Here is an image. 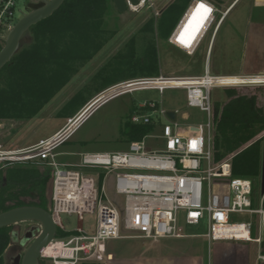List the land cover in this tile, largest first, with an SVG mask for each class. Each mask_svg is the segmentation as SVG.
<instances>
[{
  "label": "built area",
  "instance_id": "1",
  "mask_svg": "<svg viewBox=\"0 0 264 264\" xmlns=\"http://www.w3.org/2000/svg\"><path fill=\"white\" fill-rule=\"evenodd\" d=\"M19 1L0 0L1 46L17 23L16 10L22 18L28 12L29 4L38 3L37 0H29L21 11ZM125 1L126 7L136 12L145 6H152L155 0H137L136 5ZM201 4L210 11L199 9ZM227 11H221L209 0H192L167 39L169 45L193 56L211 31L202 75L136 78L108 89H116L109 100L141 91H156L160 96L166 90L183 91L186 107L198 109L206 115L204 126L187 127L178 122V110H168L161 102L144 101L136 107L129 121L153 128L141 140L128 143L125 152L78 155L77 164L60 163L56 150L83 122L68 128L75 116L67 119L51 136L26 148L6 149L0 144V168L38 161L45 162L52 170L49 214L57 230H64L61 215L76 216L78 225L75 234L65 240L54 238L51 242L69 251V256L50 258L43 257L41 253L40 259H51L53 264H77L91 261L93 257L101 259L100 254L105 256V246L110 240L200 238L208 244V256L214 245L225 248L218 264H236L234 259L248 264V252L245 253L244 247L249 250L251 245L255 248L254 264H264V193H261V178L256 197L250 180L231 175V160L235 153L220 161H216L214 156L216 122L211 91L214 88L264 87V73L238 76H213L209 73L208 57ZM192 16L194 22L191 28L187 27L183 40H179ZM197 26L199 33L189 40ZM232 78H237V81L230 80ZM169 112L174 113V120L167 117ZM183 119L187 120L186 117ZM153 133L156 135L152 136ZM150 138L162 146L147 147L146 141ZM261 138H264V132L256 139ZM100 174L103 177L99 185ZM108 176L111 182L109 193H112L109 199L104 196V182ZM94 213V234L86 235L82 229L83 217ZM234 216H241L246 221L233 223L230 219ZM202 224L206 226L205 233H184V227Z\"/></svg>",
  "mask_w": 264,
  "mask_h": 264
},
{
  "label": "rangeland",
  "instance_id": "2",
  "mask_svg": "<svg viewBox=\"0 0 264 264\" xmlns=\"http://www.w3.org/2000/svg\"><path fill=\"white\" fill-rule=\"evenodd\" d=\"M28 1L20 0L18 8L22 11ZM173 1L155 0L152 6H145L136 12L127 8L123 14H119L110 0L107 4L103 25V28L109 32V40L90 61L76 67V71L68 83L34 117L23 121H0V144L3 148L22 149L33 145L54 134L66 123L67 119L75 116L68 128L72 129L78 123L83 122L70 139L56 150L57 160L60 163L77 164L79 162L78 155L125 152L128 149V142L120 134V126L129 115L130 108L132 106L137 107L144 101L161 102L162 106L168 110H178V122L186 124L187 127L204 126L207 122L206 115L198 109L186 107L183 91L166 90L162 96L156 91H141L121 95L110 100L109 97L115 94L116 89L107 92L110 87L119 83L141 78L139 76L128 77L133 72L135 73V70L131 69V63L128 64L126 45L131 38H134L136 59H140L148 39L152 40V35L140 32L141 28L151 17L157 18L160 11ZM214 1L221 11H224L232 2V0ZM239 1L237 0L235 4ZM248 2L249 0H241L216 34L207 63L210 75L238 76L257 72L262 74L261 72L264 70V45L251 47L249 37L246 36L248 34L246 29L248 28L244 20L247 17ZM261 14L264 13L255 12L254 15ZM20 19L21 15L16 10L17 22ZM210 34L211 31L198 52L193 56L185 54L169 45L167 40H162L154 35L153 42L157 48V60L160 66L159 76L191 77L202 75ZM230 80L237 81V78ZM226 90L214 88L211 91L213 105L218 103L222 106L226 103ZM235 90L238 94L256 95L258 106L264 110V87H240ZM104 91L107 93L104 94ZM81 99H84L85 103L80 107L77 103ZM65 110L75 113L66 115ZM184 117L187 120H184ZM151 135L155 136L156 133ZM146 146L158 148L162 144L150 138L146 141ZM38 167L40 170L43 169L42 166ZM85 172L89 173L87 170ZM110 185L108 176L104 182V196L108 199L109 196H112V193H109ZM255 194L257 197L258 188ZM21 200L26 205L33 201L29 197H22ZM61 221L64 226L63 231L67 233L76 231L78 225L76 216L63 214ZM230 221L239 223L245 222L246 219L241 216H234ZM95 223V213L84 215L82 229L86 235L94 234ZM31 228H35L33 237H36L40 229L39 225L34 222H23L12 226L11 241L4 256L5 264H12V260L17 255H22L25 252L31 241L26 242L22 247L20 241ZM184 229L185 234H203L206 232L204 224L198 227H184ZM252 236L255 237V234ZM200 240H203L202 251H198L201 256V264H212L213 251L211 249L208 256L206 241ZM106 246V256L102 257L100 254L101 259L93 257L90 260L100 264H197L194 259L170 256L168 243L161 240L158 242L110 240ZM244 248L245 253L248 252V264H254V246L251 245L249 250ZM219 261L221 262V260ZM39 264H53V261L40 259ZM236 264L241 263L237 262Z\"/></svg>",
  "mask_w": 264,
  "mask_h": 264
},
{
  "label": "trees",
  "instance_id": "3",
  "mask_svg": "<svg viewBox=\"0 0 264 264\" xmlns=\"http://www.w3.org/2000/svg\"><path fill=\"white\" fill-rule=\"evenodd\" d=\"M109 1L64 0L50 17L24 34L18 51L0 70V121H23L34 117L68 83L76 67L90 61L100 51L110 38L109 32L103 28ZM189 2L174 0L160 11L157 18L148 19L140 32L152 35V40L148 39L140 59H136L135 40L130 39L126 45V58L135 73L129 78L159 76L154 35L167 40ZM226 97L222 106L213 105L215 160L220 161L235 153L231 160L232 177L250 180L256 191L261 178L264 140L256 138L264 132V110L258 106L256 95L238 94L235 89H227ZM84 103L81 99L77 105L81 107ZM135 110L134 106L130 108L120 126L119 132L128 143L141 140L153 128L132 124L129 118ZM64 112L66 115L75 113ZM253 140V144L242 149ZM52 177V170L45 162L17 163L0 168V213L23 206L39 207L49 212ZM102 177L100 174L99 185ZM22 197L33 201L26 205ZM11 231L12 226L0 229V264H5ZM74 234L58 229L55 239L65 240ZM77 264L100 263L86 261Z\"/></svg>",
  "mask_w": 264,
  "mask_h": 264
},
{
  "label": "water",
  "instance_id": "4",
  "mask_svg": "<svg viewBox=\"0 0 264 264\" xmlns=\"http://www.w3.org/2000/svg\"><path fill=\"white\" fill-rule=\"evenodd\" d=\"M38 3L29 4L28 12L15 24L8 34L2 48L0 49V70L11 60L18 51L20 41L24 34L34 25L50 17L57 11L64 0H37ZM136 5L137 0H128ZM115 10L123 14L126 10L125 0H111ZM171 120L175 119L173 112L167 113ZM261 193H264V140L262 143V164H261ZM23 222H34L39 225V233L33 237V228L24 235L23 242L31 241L22 255H17L12 264H39L42 250L54 240L57 228L48 211L32 206L13 208L0 213V229L17 225ZM22 242V243H23Z\"/></svg>",
  "mask_w": 264,
  "mask_h": 264
},
{
  "label": "crops",
  "instance_id": "5",
  "mask_svg": "<svg viewBox=\"0 0 264 264\" xmlns=\"http://www.w3.org/2000/svg\"><path fill=\"white\" fill-rule=\"evenodd\" d=\"M209 1L216 5V2L214 0H209ZM236 1L237 0H232V2L225 8V10H228V11L218 31L220 30V28L222 27L226 19L232 14L235 7L241 0L237 4H235ZM247 8H248L247 17L245 18L244 23L248 28L246 29L248 33L246 34V36L248 35L249 37V45L251 47H254V45L258 46L260 44L264 45V14H261L258 16L254 15L255 12L264 13V0H249L247 4ZM213 44H214V41H213ZM211 50H212V47H211ZM261 73H264V70H262ZM256 74H260V73L258 72L248 73V74H243V75H256ZM217 76H234V75H217ZM232 79H235V78H232ZM161 241L168 243L170 256L174 258L194 259L197 261V264H201V256L199 255L198 251H202L203 240H200V238H181V239H175V240H161ZM105 248L107 250V246H105ZM207 248H208V244H207ZM212 251H213V254H212L213 264H218L219 258L225 253V248L219 245H214L212 247ZM105 256H106V251H105ZM234 261L235 263L238 262L235 259ZM240 263L247 264L246 261L243 262L242 260Z\"/></svg>",
  "mask_w": 264,
  "mask_h": 264
},
{
  "label": "bare ground",
  "instance_id": "6",
  "mask_svg": "<svg viewBox=\"0 0 264 264\" xmlns=\"http://www.w3.org/2000/svg\"><path fill=\"white\" fill-rule=\"evenodd\" d=\"M193 14H195V13H193ZM193 22H194V20H193V16H192L190 18V20L187 22L186 27L183 29V31L179 35V40H183V38L185 36V32L187 31L186 28L187 27L188 28H191V25L193 24ZM201 22L202 21H200V23L198 24L199 26H200ZM199 26H197V28L193 31V34L190 36V39L189 40H192L193 38H195L197 36V34L200 31ZM179 31H178V34H179ZM111 90H114V89H111ZM107 92H109V90ZM107 92H105L104 94H106ZM104 94H102V95H104ZM102 95H100V96H102ZM149 241H151V242H158L160 240H149ZM69 253H70L69 251L63 250L60 246H55V245L51 244V242L42 250V256L43 257H50V258L65 257V256L67 257V256H69Z\"/></svg>",
  "mask_w": 264,
  "mask_h": 264
},
{
  "label": "snow or ice",
  "instance_id": "7",
  "mask_svg": "<svg viewBox=\"0 0 264 264\" xmlns=\"http://www.w3.org/2000/svg\"><path fill=\"white\" fill-rule=\"evenodd\" d=\"M199 9H203L204 12H209V11H210V9L206 8V6L203 5V4L199 5ZM199 9H198V10H199Z\"/></svg>",
  "mask_w": 264,
  "mask_h": 264
},
{
  "label": "flooded vegetation",
  "instance_id": "8",
  "mask_svg": "<svg viewBox=\"0 0 264 264\" xmlns=\"http://www.w3.org/2000/svg\"><path fill=\"white\" fill-rule=\"evenodd\" d=\"M33 229H35V228H33ZM33 231H34V230H33ZM22 242H23V239L20 241V246H21V247L24 246L25 243H26V242H23V243H22ZM19 255H21V254H19Z\"/></svg>",
  "mask_w": 264,
  "mask_h": 264
}]
</instances>
